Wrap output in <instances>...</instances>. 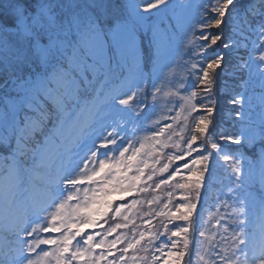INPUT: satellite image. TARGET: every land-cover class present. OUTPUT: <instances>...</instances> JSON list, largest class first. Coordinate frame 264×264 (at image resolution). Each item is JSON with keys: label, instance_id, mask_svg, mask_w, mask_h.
<instances>
[{"label": "snow or ice", "instance_id": "snow-or-ice-1", "mask_svg": "<svg viewBox=\"0 0 264 264\" xmlns=\"http://www.w3.org/2000/svg\"><path fill=\"white\" fill-rule=\"evenodd\" d=\"M0 264H264V0H0Z\"/></svg>", "mask_w": 264, "mask_h": 264}, {"label": "trees", "instance_id": "trees-1", "mask_svg": "<svg viewBox=\"0 0 264 264\" xmlns=\"http://www.w3.org/2000/svg\"><path fill=\"white\" fill-rule=\"evenodd\" d=\"M179 72V69L176 70ZM230 92V88H224L222 86L221 95L218 97V103H219V110H220V116L222 119H230V116L228 115L231 111V106H229L225 99V93Z\"/></svg>", "mask_w": 264, "mask_h": 264}]
</instances>
